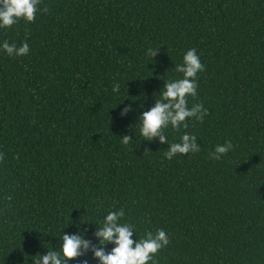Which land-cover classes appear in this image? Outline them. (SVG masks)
Masks as SVG:
<instances>
[{
  "label": "trees",
  "instance_id": "obj_1",
  "mask_svg": "<svg viewBox=\"0 0 264 264\" xmlns=\"http://www.w3.org/2000/svg\"><path fill=\"white\" fill-rule=\"evenodd\" d=\"M37 8L33 22L0 30V43L29 46L20 57L0 50V264H32L79 221L119 209L134 240L165 231L156 264H264V0ZM192 48L203 71L188 104L207 115L165 134L195 135L200 151L166 160L167 144L131 126ZM129 97L137 112L121 119ZM126 132L135 141L122 145ZM225 141L232 150L212 159ZM81 227L95 245L96 225ZM84 259L98 264L91 252L69 264Z\"/></svg>",
  "mask_w": 264,
  "mask_h": 264
},
{
  "label": "clouds",
  "instance_id": "obj_2",
  "mask_svg": "<svg viewBox=\"0 0 264 264\" xmlns=\"http://www.w3.org/2000/svg\"><path fill=\"white\" fill-rule=\"evenodd\" d=\"M39 2L40 0H0V30L10 28L20 21L33 22ZM42 11L46 12L47 9ZM0 50L9 57H20L29 53V46L27 43L17 46L15 43L9 44L4 41L0 43ZM156 52L157 50L155 52L150 50L148 54L153 59ZM202 71L203 65L196 50L188 49L183 55L182 62L174 66V72L180 74L179 77L164 80L158 94L159 99H154L150 108L145 110L143 105L138 106L136 122L131 128L138 130L143 138L142 141L155 140L161 145L167 144L168 147L164 152L166 160H171L177 155L200 151L195 135L185 131L178 141L169 143L165 132L169 128L174 131L186 129L191 121L199 122L207 115V109H204L201 104H194L191 107L188 104V98H195L197 95L196 77ZM112 92L119 94L120 84L115 83ZM129 100L131 103L120 111L121 119L137 112L136 108L131 107L136 99L129 97ZM132 132L136 139V132ZM135 139L130 138L127 132L120 138L122 145H128ZM231 150L232 144L225 141L222 145H216L209 155L214 160H220ZM124 216V210L119 209L109 211L99 224L79 221L74 234L61 233L58 250L57 247L52 248L50 244H45L49 245L46 253L34 256L38 259L32 261V264H69L70 261L87 257L89 252H91V258L98 264H156L154 257L169 243L167 234L164 230L158 229L155 233L145 232L143 238L134 240L136 229L131 223L124 222ZM72 223L71 221L69 224ZM83 224L96 225L93 233L96 240L95 245H91V242L85 238L87 233L81 227ZM108 245L112 247L106 252ZM82 264H88V260H82Z\"/></svg>",
  "mask_w": 264,
  "mask_h": 264
}]
</instances>
